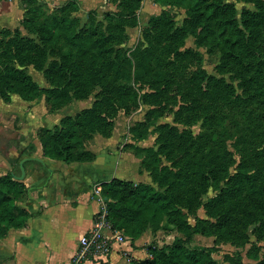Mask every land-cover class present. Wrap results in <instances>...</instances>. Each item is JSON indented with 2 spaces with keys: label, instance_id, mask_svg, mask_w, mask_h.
<instances>
[{
  "label": "rangeland",
  "instance_id": "374dc122",
  "mask_svg": "<svg viewBox=\"0 0 264 264\" xmlns=\"http://www.w3.org/2000/svg\"><path fill=\"white\" fill-rule=\"evenodd\" d=\"M34 1L52 12L68 0ZM75 1L79 10L72 15L80 18L81 24L92 11L97 27L110 34L108 49L98 63L105 64L114 58L121 71L104 70L105 75L99 82L97 77L85 75L89 59L74 67L77 66L74 59H68L60 45H45V66L54 60L50 57L53 55L65 65V77L61 81L66 84L62 87L60 103L50 107L41 96L34 100L37 108L29 110V106H22L19 101L6 104L0 98V143L4 144L0 146V153L5 156L8 147L22 142L33 147L36 129L53 128L63 116H74L92 107L91 118L97 130L90 134L80 131L85 147L93 153L92 160L99 161L97 167L106 162L108 170L116 169L117 177L166 188L188 210L191 224L195 222L194 215L204 218V225L212 234H196L192 245L213 246L212 257L217 264H264V103L258 100L255 85L245 81L238 65L223 62L220 52L211 51L208 45H196L192 35L182 40L169 37L183 21L184 11L179 7H163L150 0ZM223 1L233 5L238 21L244 10H259L254 0ZM31 3L0 0V11L12 4L16 12L12 16L15 24L10 29L18 28L21 35L34 37L20 24L25 8ZM162 10L169 14V23L160 27L158 33L148 30L151 16ZM107 13L114 14L115 19L109 22ZM2 38L1 47H4L10 36ZM258 43L264 51V27ZM43 60L42 52L36 51L26 62L41 64ZM13 65L8 55L0 53V76L6 66ZM25 71L41 86H51L32 63H27ZM51 75L57 81V73L51 72ZM30 111L36 122L31 130L20 131ZM147 114L146 126L139 128L142 137L133 136L130 129L144 122ZM162 123L172 126L176 135L171 139V147L159 154L158 168L153 169V165L148 166L144 159L135 157L125 145L133 143L157 149L159 139L155 127ZM217 162H222L231 173L244 162L256 178V193L222 206L214 204V215H209L203 203L225 186V180H220L218 186H206L202 180L205 176L210 182L218 179V176L211 177ZM86 164L91 167V163ZM0 166V171L14 170L13 167L6 169L1 159ZM199 173L203 178L198 177ZM224 212L231 214L234 221L227 238L214 231L218 214ZM168 232L165 236L163 232L160 234L161 244L182 236L176 229Z\"/></svg>",
  "mask_w": 264,
  "mask_h": 264
},
{
  "label": "trees",
  "instance_id": "16d2710c",
  "mask_svg": "<svg viewBox=\"0 0 264 264\" xmlns=\"http://www.w3.org/2000/svg\"><path fill=\"white\" fill-rule=\"evenodd\" d=\"M26 1L32 3L25 8L20 24L34 37L21 35L18 28L0 29V53L8 55L14 63L13 66H6L0 76V98L4 102H9L11 94L14 93L25 101H34L44 96L50 107L58 106L63 94L62 87L66 84L61 81V77H65V65L54 55H48L54 60L48 61L45 66V45H60L66 57L74 59V64L77 65L74 67L82 64L83 59H89L90 66L85 70V75L97 77L99 82L105 75L104 70H112L114 73L121 71L114 58L105 64L103 61L98 63L108 49L110 34L97 27L92 11L88 12L87 21L81 24L80 18L72 15V12L79 10V4L75 0H68L52 12L45 11L44 7L34 0ZM152 1L163 7H179L184 11L181 25L176 26L169 37L182 40L192 35L196 45H208L211 51L220 52L223 62L238 65L243 70L245 81L251 86L255 85L257 98L264 103V51L258 43L259 33L264 27V0H254L258 3L259 10H244L240 21L234 15L233 5L223 0ZM105 15L109 22L115 19L114 14ZM168 23L169 14L162 10L159 14L151 16L148 30L158 33L159 28ZM6 35H9L10 39L1 47L2 37ZM36 51L42 52L44 56L41 64L26 62ZM27 63H32L36 69L41 70L51 86L43 87L35 81L25 71ZM51 72L57 73V81L52 80L54 78ZM93 112L92 107L84 109L74 116H63L53 128L38 129L37 135L43 156L65 163L91 161L93 153L85 147L80 129H83L85 134L97 130L91 118ZM146 116L144 122H139L130 129L133 136L142 137L139 128L141 125L146 126L149 115ZM155 129L159 139L157 149L133 143L125 145L135 157L144 159L148 166L153 165V169L158 168L161 163L159 154H164L165 150L171 147V139L176 135L173 127L166 123L158 124ZM152 170L150 169L151 172ZM217 176L216 181L210 182L206 176L203 178L202 173L198 174L206 186H218L220 180H225V186L203 203L209 215H214V204L222 206L225 202L236 198L245 199L256 193V178L244 162L239 163L233 173L229 172L222 162H217L211 177ZM100 185L106 211L105 221L111 230L120 231L131 241L140 237L147 228L152 231L162 229L165 232L176 229L182 233V236H175L169 244L158 246L152 242L146 247L149 257L141 261L129 259L130 264H217L212 257L213 246L192 245L196 234H212L204 225L205 219L194 215L195 222L189 223L188 210L184 209L176 196L166 188L160 189L149 183L117 177L102 181ZM27 192L24 182L15 179L12 171L0 175V237L10 229L22 227L26 223L29 212L21 203ZM233 223V217L228 212L218 214L214 231L227 238L231 234Z\"/></svg>",
  "mask_w": 264,
  "mask_h": 264
},
{
  "label": "crops",
  "instance_id": "0c3cea01",
  "mask_svg": "<svg viewBox=\"0 0 264 264\" xmlns=\"http://www.w3.org/2000/svg\"><path fill=\"white\" fill-rule=\"evenodd\" d=\"M7 6L0 11V29H10L15 24L12 20L15 8L12 4ZM18 98L13 93L10 101L4 103L19 101L22 106H29V110L37 108L36 101ZM33 117L31 111L26 113L20 131L32 129L31 125L36 122ZM34 137L33 147L22 142L8 147V153H3L10 159L14 168L12 173L17 176L22 175L19 162L23 160V177L18 180L23 181L28 189L21 205L28 210L29 217L22 227L12 228L0 237V264H69L79 236L92 228L97 213L101 212V203L93 193L94 184L117 177V171L114 168L108 170L106 162L97 167L98 160L65 163L45 157L41 144L36 142L37 129ZM0 146L4 147V144L0 143ZM15 158H18L17 163H14ZM86 162L91 163V167ZM6 169L10 170L7 165ZM6 171H0V175ZM117 178L125 179L122 176ZM162 232L165 236L162 229L152 231L147 228L134 241L125 237L105 256H89L83 264H130L129 259L144 260L149 257L146 247L152 242L158 246L172 242L161 244L162 237L159 236Z\"/></svg>",
  "mask_w": 264,
  "mask_h": 264
},
{
  "label": "built area",
  "instance_id": "2783aa9c",
  "mask_svg": "<svg viewBox=\"0 0 264 264\" xmlns=\"http://www.w3.org/2000/svg\"><path fill=\"white\" fill-rule=\"evenodd\" d=\"M93 193L101 203V212L94 221L92 228L81 234L77 241L75 253L69 264H83L89 256L100 258L105 256L115 243H121L125 236L118 230H111L105 221V205L101 195V185L96 183L93 186Z\"/></svg>",
  "mask_w": 264,
  "mask_h": 264
},
{
  "label": "water",
  "instance_id": "95a60500",
  "mask_svg": "<svg viewBox=\"0 0 264 264\" xmlns=\"http://www.w3.org/2000/svg\"><path fill=\"white\" fill-rule=\"evenodd\" d=\"M0 159L8 166V168H10L11 169V167H12V163L5 157V156H3L1 153H0ZM19 166H20V168H21V170H22V175H20V176H17V175H15V174H13V177L15 178V179H21L22 177H23V172H24V170H23V160H21L20 162H19Z\"/></svg>",
  "mask_w": 264,
  "mask_h": 264
}]
</instances>
